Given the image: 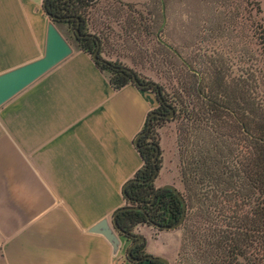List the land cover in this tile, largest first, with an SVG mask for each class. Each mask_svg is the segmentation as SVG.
Instances as JSON below:
<instances>
[{
	"label": "crops",
	"instance_id": "0c3cea01",
	"mask_svg": "<svg viewBox=\"0 0 264 264\" xmlns=\"http://www.w3.org/2000/svg\"><path fill=\"white\" fill-rule=\"evenodd\" d=\"M50 21L44 0H0V73L44 54ZM71 44L0 104V264H129L126 236L115 252L91 228L127 203L144 163L135 140L160 99L134 82L115 88ZM170 182L162 166L156 184Z\"/></svg>",
	"mask_w": 264,
	"mask_h": 264
},
{
	"label": "trees",
	"instance_id": "16d2710c",
	"mask_svg": "<svg viewBox=\"0 0 264 264\" xmlns=\"http://www.w3.org/2000/svg\"><path fill=\"white\" fill-rule=\"evenodd\" d=\"M96 1L44 0V9L49 16L54 15L50 16L52 20L79 28L78 45L91 54L100 38L101 56L104 38L87 26V12ZM252 23L253 27L258 25L257 20ZM158 37L164 42L161 33ZM170 48L182 55L175 46ZM205 57L201 68L197 63L202 59L197 54L183 56L187 72L180 79V96L172 99L159 84L164 100L154 109L158 112L152 116L150 128L152 111L140 131L145 132L138 146L144 163L124 187L126 204L138 207L121 210L118 222L127 232L136 233L134 228L139 223H174L182 214L179 195L171 188L157 191L158 175L152 178L156 166L160 170L163 161L161 145L154 161L155 143L160 144L156 130L171 118L168 113L174 107L191 122L203 123L205 129L204 138L190 149L180 168L183 187L178 189L186 199L187 212L179 227L188 232V240L182 245L188 251V264H264V98L260 95L264 74L253 67L248 74L245 70L231 74L225 60L217 62L211 51L205 52ZM102 58L95 61L109 73L115 88L136 83L130 69L133 67ZM137 73L140 82L136 84L157 93V87L148 84L151 80ZM183 93L189 100L183 99ZM125 236L135 240L129 234ZM146 246L147 241H141L133 247L132 254L140 256L147 251ZM143 260L138 263L143 264Z\"/></svg>",
	"mask_w": 264,
	"mask_h": 264
},
{
	"label": "rangeland",
	"instance_id": "374dc122",
	"mask_svg": "<svg viewBox=\"0 0 264 264\" xmlns=\"http://www.w3.org/2000/svg\"><path fill=\"white\" fill-rule=\"evenodd\" d=\"M164 2L166 22L162 27V0H97L87 12V26L104 38L101 56L121 61L146 79L158 82L172 99L182 94L180 79L187 72L183 56L197 54L202 59L197 64L202 68L205 52L211 51L217 62H228L231 74L244 70L248 74L252 67L264 74V0ZM252 20H257L258 25L253 27ZM54 22L63 29L70 43L78 44L73 25L66 21ZM159 32L164 42L159 39ZM166 42L182 55L170 50ZM261 76L264 82V75ZM262 89L260 95L264 98V84ZM182 97L189 100L184 93ZM202 124L191 122L178 110L157 127L163 170L170 176V183L179 188L183 187L180 172L183 158L205 136ZM134 230L146 236L148 252L169 258L170 264H188L187 248H182L184 240H188L184 227L166 230L139 223ZM125 240L129 245L132 243L128 236ZM125 258L133 264L127 250ZM146 264L154 263L148 260Z\"/></svg>",
	"mask_w": 264,
	"mask_h": 264
},
{
	"label": "water",
	"instance_id": "95a60500",
	"mask_svg": "<svg viewBox=\"0 0 264 264\" xmlns=\"http://www.w3.org/2000/svg\"><path fill=\"white\" fill-rule=\"evenodd\" d=\"M163 2V12H164V22L162 24V27L164 26L166 22V11H165V2ZM51 17H54V15L50 14ZM161 27V28H162ZM75 32L77 35H80V29L76 28ZM160 33V32H159ZM170 47H172L171 44H168ZM100 46H101V39H97V47L93 51V57L96 59L102 58L99 54L100 52ZM73 50L72 44L67 40V38L62 34V32L59 30L58 26L54 22V20H51L48 26V36H47V42H46V48L44 51V54L32 61L26 62L22 65H19L17 67H14L10 70H7L5 72L0 73V104H2L4 101L12 97L14 94L22 90L24 87L29 85L31 82H33L35 79H37L39 76H41L43 73L48 71L50 68H52L54 65H56L59 61L64 59L66 56H68ZM103 61H107L106 58H102ZM133 72V79L136 83L140 82V78L138 76V73L133 69L130 68ZM148 84H153L157 87V95L158 98L163 101V95L161 91V87L158 82L151 80L148 82ZM158 111L152 110L150 114V122L148 129L151 126V120L152 116L157 113ZM175 113L174 107L171 108V112L168 113L169 117H172ZM145 132H140L135 140L136 144L139 146V137ZM157 150L154 155V161H156L159 153H160V144L155 143ZM159 173V167L156 166L155 172L153 173L152 178H155ZM130 182L128 180L125 184V186ZM124 186V187H125ZM160 188H171L173 189L179 197L183 201V211L180 216V218L174 222V223H155V225L162 229H174L181 226L183 223L186 212H187V202L178 187L174 183H166L162 186H160L157 191ZM157 193V192H156ZM156 193L154 194V197L156 196ZM138 206L130 205V204H124L117 208V210L114 212L113 218H103L96 224H94L91 228L93 231H100L104 233L108 239L111 241L114 251L117 252L121 245V236L122 235H131L132 237H136L137 239L129 245L127 254L129 259L140 261L143 259H150V260H159L162 261L164 264H170L169 258L162 256V255H156L151 252H148L144 255V257H136L132 254V249L135 244L146 241V236L142 233H131L127 232L118 222L117 215L121 210L127 209V208H137Z\"/></svg>",
	"mask_w": 264,
	"mask_h": 264
},
{
	"label": "flooded vegetation",
	"instance_id": "af4514ba",
	"mask_svg": "<svg viewBox=\"0 0 264 264\" xmlns=\"http://www.w3.org/2000/svg\"><path fill=\"white\" fill-rule=\"evenodd\" d=\"M104 43V42H103ZM142 135H144V133L142 134ZM135 240L137 239L136 237L134 238ZM135 240H133L132 241V243L135 241ZM140 243V242H139ZM139 243H137V244H139ZM137 244H135V245H137ZM134 245V246H135ZM148 253V251H146V252H141V254H140V256H137V257H142L143 255H145V254H147ZM135 256V255H134ZM146 260H150V259H144L143 261H146ZM142 261V260H141ZM137 262V264H141V263H138L139 261H136ZM162 262V261H161ZM164 264V263H163Z\"/></svg>",
	"mask_w": 264,
	"mask_h": 264
}]
</instances>
